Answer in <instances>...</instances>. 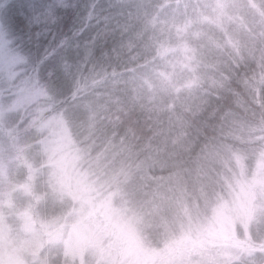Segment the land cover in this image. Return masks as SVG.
I'll return each instance as SVG.
<instances>
[{"label": "trees", "instance_id": "obj_1", "mask_svg": "<svg viewBox=\"0 0 264 264\" xmlns=\"http://www.w3.org/2000/svg\"><path fill=\"white\" fill-rule=\"evenodd\" d=\"M202 3L14 0L12 8L22 46L37 70L61 69L70 78L61 102L85 106L75 114L85 116L83 124L72 122L86 131L89 153L113 151L114 160L130 166L135 187L145 190L155 189L156 178L178 174L187 201L222 189L218 175L231 152L253 153L264 142V31L248 46L226 44L221 34L228 27L205 22ZM151 18L178 28L188 22L197 34L186 37L182 49L165 50L150 28ZM184 46L196 53L187 62L189 71L178 70L175 88L161 93L154 81L160 84L159 78L171 74L174 58L184 59ZM0 131L11 150L8 142L19 132L7 133L2 125ZM42 238L30 264L74 263L59 245Z\"/></svg>", "mask_w": 264, "mask_h": 264}, {"label": "rangeland", "instance_id": "obj_2", "mask_svg": "<svg viewBox=\"0 0 264 264\" xmlns=\"http://www.w3.org/2000/svg\"><path fill=\"white\" fill-rule=\"evenodd\" d=\"M202 7L205 22L221 30L228 27L221 35L233 47L248 46L264 31V0H205ZM149 25L169 51L182 49L186 37L197 34L184 21L178 28L151 18ZM5 45L0 36V56ZM185 48L184 59L170 63L171 74L159 78L161 85L154 81L161 93L175 88L178 70L189 71L187 62L196 53ZM4 97L0 96V125L7 133L19 134L8 142L11 150L0 140V264L36 261L42 235L44 243H56L66 256L74 257L73 264H264V142L253 153L231 152L227 168L218 175L222 183L218 192L227 199L213 208L214 227L195 235L189 230L179 239L168 238L159 227L141 239L123 229L108 230L96 214L110 219L116 201H134L147 216L168 219L184 207L189 211L203 207L211 196L187 201L178 174L156 178L154 190L135 187L130 166L114 160L113 151L89 153L84 136L73 146L65 120L37 133L23 120L9 119L11 109L3 104ZM83 110L85 106L77 103L64 108L77 126L85 116L75 114ZM247 113L256 116L255 111ZM76 200H83L89 211L69 229L71 214L79 211Z\"/></svg>", "mask_w": 264, "mask_h": 264}, {"label": "clouds", "instance_id": "obj_3", "mask_svg": "<svg viewBox=\"0 0 264 264\" xmlns=\"http://www.w3.org/2000/svg\"><path fill=\"white\" fill-rule=\"evenodd\" d=\"M13 6L14 0H6L5 4L0 5V36L6 41L0 56V90L5 93L3 104L11 109L9 119H21L25 126L34 127L40 134L46 132L47 126L53 122L65 120L72 129L73 146L79 144L87 133L73 125L70 113L64 111L65 105L61 102L70 86V78L58 68L41 66L37 70L35 60L23 48L16 31ZM226 199L216 192L203 207L194 211L184 207L168 219L147 216L134 201H116L110 219H105L99 213L95 219L114 233H120L123 229L131 236L146 239L149 229L163 227L168 238L179 239L189 230L195 235L198 231L214 227L213 208ZM75 207L79 211L71 214L69 229L89 211L83 200H76Z\"/></svg>", "mask_w": 264, "mask_h": 264}, {"label": "flooded vegetation", "instance_id": "obj_4", "mask_svg": "<svg viewBox=\"0 0 264 264\" xmlns=\"http://www.w3.org/2000/svg\"><path fill=\"white\" fill-rule=\"evenodd\" d=\"M185 264V263H184ZM195 264V263H194ZM216 264V263H215ZM233 264H240V263H233Z\"/></svg>", "mask_w": 264, "mask_h": 264}, {"label": "water", "instance_id": "obj_5", "mask_svg": "<svg viewBox=\"0 0 264 264\" xmlns=\"http://www.w3.org/2000/svg\"><path fill=\"white\" fill-rule=\"evenodd\" d=\"M247 264V263H246Z\"/></svg>", "mask_w": 264, "mask_h": 264}]
</instances>
